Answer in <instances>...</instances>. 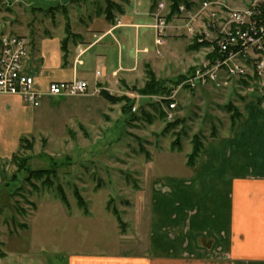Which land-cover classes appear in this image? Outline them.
Segmentation results:
<instances>
[{
  "label": "rangeland",
  "instance_id": "1",
  "mask_svg": "<svg viewBox=\"0 0 264 264\" xmlns=\"http://www.w3.org/2000/svg\"><path fill=\"white\" fill-rule=\"evenodd\" d=\"M109 1L121 7L120 0ZM105 3L0 0V35L25 38L29 54L31 33L51 27L65 31L67 24L72 33L81 30L87 17ZM61 5L67 6L46 10ZM173 23L182 24L179 20ZM170 30L165 54L148 68L155 80L167 84L169 94L175 92L171 120L163 104L169 94L138 93L149 82L147 68L130 82L105 89L112 100L87 95L61 101L41 97L31 107L23 104L24 110L35 109L30 116L22 113L17 102L5 108L0 117L2 251L14 256L25 252L28 261L39 258L45 262L66 261L73 253L117 257L141 253L143 247L144 254H149L145 235L136 243V221L145 223L143 229H147L148 194L142 196V192L148 176L184 174L193 139L203 143L231 129V115L241 111L249 90H259L264 97V74L255 76L243 60L239 67L245 75L223 76L216 83L191 87L189 79L210 48L194 50L192 44L198 43L181 34V27ZM77 108L87 113L70 115ZM30 123L33 127L27 131ZM173 142H179L180 150L171 148ZM43 169L44 173H38ZM78 197L87 213L78 205Z\"/></svg>",
  "mask_w": 264,
  "mask_h": 264
},
{
  "label": "crops",
  "instance_id": "2",
  "mask_svg": "<svg viewBox=\"0 0 264 264\" xmlns=\"http://www.w3.org/2000/svg\"><path fill=\"white\" fill-rule=\"evenodd\" d=\"M119 3L120 11L114 12L110 21L97 12L89 15L82 29L73 31L75 39H70L65 49V31L51 27L31 33L25 65L38 88L44 91L50 82L81 79L88 83V93L83 96H101L108 101L101 90L124 85L141 76L146 65L154 66L168 48L161 47V55H157L151 27L154 0ZM95 88L99 93L93 92ZM14 102L20 104L23 114H34L35 109L24 110V105H30L18 95H0V117ZM85 111L77 108L73 110L76 115H70L83 116ZM240 112L241 118L231 129L204 141L193 166L185 162L184 174H148L142 192V196L148 194L147 229H143L145 223L136 221V243L145 235L149 254H144L143 247L141 253L117 257L73 253L66 261L45 262L39 258L28 261L25 252L8 255L0 248V264H264L262 93L249 90ZM32 127L30 123L27 131Z\"/></svg>",
  "mask_w": 264,
  "mask_h": 264
},
{
  "label": "built area",
  "instance_id": "3",
  "mask_svg": "<svg viewBox=\"0 0 264 264\" xmlns=\"http://www.w3.org/2000/svg\"><path fill=\"white\" fill-rule=\"evenodd\" d=\"M171 0H156L152 13L154 44L157 55L164 46L171 28H182V34L192 38L210 53L201 61L189 79L198 84L216 83L223 76L245 75L253 68L255 76L264 74V0H196L190 7L179 3L177 12L167 19ZM179 20L182 24L171 25ZM28 43L13 34L0 35V95H18L28 105H35L44 94L50 96H76L88 93L85 80L50 82L43 91L36 86L35 78L27 71ZM99 75V72H96ZM100 89L95 88L94 93ZM174 91L163 97L166 118L171 120L176 104ZM168 102V103H166Z\"/></svg>",
  "mask_w": 264,
  "mask_h": 264
},
{
  "label": "trees",
  "instance_id": "4",
  "mask_svg": "<svg viewBox=\"0 0 264 264\" xmlns=\"http://www.w3.org/2000/svg\"><path fill=\"white\" fill-rule=\"evenodd\" d=\"M171 1H172V4L170 6V13L167 16L168 20H171L172 15H174L177 12L179 3H185L188 7H190V5L192 4V2H190L189 0H171ZM155 2H156V0H154V4H153L154 6H155ZM62 8H66V7H62ZM53 9L54 8H50V10H53ZM119 11H120L119 5H115L114 3L110 2L109 0H106V3L104 5V7L97 8V13L96 14L104 15V17L107 20L110 21V20H112V18L114 16V12H119ZM74 36L75 35H73V33L70 31L69 25L67 24L65 26V37H64V39L62 41V48L63 49L66 48L67 42L70 39H75ZM200 47H202V44L193 43L192 46H191V48L194 49V50H198ZM146 68H147V71H148L147 74L150 76L149 77V82L146 83V85L142 89L138 90V93H141L143 95H164V94L167 95V94H169L170 89L167 86V84L165 82H160V81L155 80V78H154V76L152 74V70H149L148 65H146ZM179 80H182V79H179ZM179 80H177V83L180 82ZM100 93L103 96H105L107 99L112 100L110 94L107 91H102L101 90ZM166 103H168V102H166ZM240 118H241V112H239L236 116L235 115H231V127H233L235 125V123ZM211 136H214V135H211ZM178 144H179V142H176V143L173 142L171 148L172 149H176V150H180V147H179ZM203 145H204V142L201 143L196 138L191 141V150L186 155V164L188 166L191 167L196 162L199 154L201 153V151L203 149ZM49 172H52V171H49ZM38 173H40V174L44 173V169L43 170H38ZM53 173H54V170H53ZM58 191H59L58 194H59L60 200L65 203V197L62 194L61 189H59ZM77 203L83 209V211L85 213H87V210L85 208V204L81 200L80 197L77 198ZM113 214H114L116 220L118 222H121V218H120L119 214L117 213V211L114 210Z\"/></svg>",
  "mask_w": 264,
  "mask_h": 264
}]
</instances>
